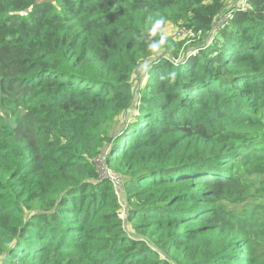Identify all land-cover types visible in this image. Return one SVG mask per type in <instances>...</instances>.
Listing matches in <instances>:
<instances>
[{"label": "trees", "instance_id": "16d2710c", "mask_svg": "<svg viewBox=\"0 0 264 264\" xmlns=\"http://www.w3.org/2000/svg\"><path fill=\"white\" fill-rule=\"evenodd\" d=\"M259 199L264 0H0V264H264Z\"/></svg>", "mask_w": 264, "mask_h": 264}, {"label": "rangeland", "instance_id": "374dc122", "mask_svg": "<svg viewBox=\"0 0 264 264\" xmlns=\"http://www.w3.org/2000/svg\"><path fill=\"white\" fill-rule=\"evenodd\" d=\"M225 2H226V4L230 7H232V6H237L238 5V3H240L241 2V0H225ZM217 29H218V27H217ZM165 32H166V35L167 36H173V37H176V35H178V38L179 39H183V38H185L184 37V34H185V32H183V33H181L180 31H178V30H175V29H170V28H167V29H165ZM147 70V69H146ZM142 71H145V70H142ZM102 163H100L99 164V166H100V171H101V174L102 175H104L105 174V168H103L102 167V165H101ZM257 203H262L263 205H264V199H259V200H255ZM129 225H127L126 227H128Z\"/></svg>", "mask_w": 264, "mask_h": 264}, {"label": "built area", "instance_id": "2783aa9c", "mask_svg": "<svg viewBox=\"0 0 264 264\" xmlns=\"http://www.w3.org/2000/svg\"><path fill=\"white\" fill-rule=\"evenodd\" d=\"M245 6H246L245 3L243 2V3L241 4L242 9L245 8ZM230 18H231V14H229L227 17L223 18L222 21H221V24L225 23V21H226L227 19H230Z\"/></svg>", "mask_w": 264, "mask_h": 264}, {"label": "water", "instance_id": "95a60500", "mask_svg": "<svg viewBox=\"0 0 264 264\" xmlns=\"http://www.w3.org/2000/svg\"><path fill=\"white\" fill-rule=\"evenodd\" d=\"M10 123H11L12 126H14L12 122H10Z\"/></svg>", "mask_w": 264, "mask_h": 264}]
</instances>
